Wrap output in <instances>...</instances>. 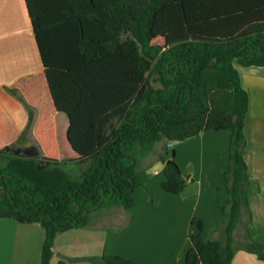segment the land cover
Masks as SVG:
<instances>
[{
    "label": "trees",
    "instance_id": "obj_1",
    "mask_svg": "<svg viewBox=\"0 0 264 264\" xmlns=\"http://www.w3.org/2000/svg\"><path fill=\"white\" fill-rule=\"evenodd\" d=\"M25 1L47 93L30 81L7 88L22 93L28 123L0 142V219L43 229L40 264H51L57 235L94 227V213L113 207L131 212L141 186L138 161L158 142L167 141L161 188L183 192L194 179L182 174L168 142L208 130L231 133L224 172L229 200L212 240H203L204 225L193 219L197 232L184 264H232L241 250L264 261V244L250 232L244 157L249 95L237 67L264 66V0ZM207 69L223 72L231 89L205 82ZM57 113L69 119L64 144L57 139ZM29 135L35 145L26 143ZM11 145L34 146L38 155L6 152ZM69 163L87 166L75 178L63 166ZM58 264L75 263L62 258ZM98 264L137 263L103 254Z\"/></svg>",
    "mask_w": 264,
    "mask_h": 264
},
{
    "label": "crops",
    "instance_id": "obj_2",
    "mask_svg": "<svg viewBox=\"0 0 264 264\" xmlns=\"http://www.w3.org/2000/svg\"><path fill=\"white\" fill-rule=\"evenodd\" d=\"M237 67L242 86L249 95L244 157L251 180L250 232L255 241L264 244V66ZM203 80L214 83L218 89H231L221 71L207 69ZM28 81L36 82L42 94L47 93L45 68L26 1L0 0V142L27 126L28 110L19 99L22 93L18 91L15 96L7 88L21 89ZM38 114L35 110V120ZM55 122L56 134L63 130V143H67L68 117L57 113ZM230 139L228 130H208L194 139L198 143H174L182 174L194 179L178 195L162 190L164 175L157 165L163 162L151 150L137 164L141 186L134 192L135 205L131 212L124 210L128 222L122 226L113 220L108 224L99 221L91 223L94 227L60 233L55 238L51 264H58L62 258L75 264H98L103 254L124 256L137 264H184L190 238L197 232L193 219L202 221L204 241L212 240L225 221L221 207L229 200L224 172ZM83 165L87 166L69 163L66 170ZM147 191L158 200V206L149 201ZM44 240L45 233L38 224L0 219V264H40ZM232 264H264V261L241 250L235 254Z\"/></svg>",
    "mask_w": 264,
    "mask_h": 264
},
{
    "label": "rangeland",
    "instance_id": "obj_3",
    "mask_svg": "<svg viewBox=\"0 0 264 264\" xmlns=\"http://www.w3.org/2000/svg\"><path fill=\"white\" fill-rule=\"evenodd\" d=\"M155 86H158V84H155ZM22 102V101H21ZM23 103V102H22ZM30 136V139L32 138L33 140H30L31 141V144L34 143V137L32 135H29ZM198 137V136H197ZM65 138V132L63 130H60L58 133H57V139L59 141L60 144H64V139ZM194 139H196V137H193L191 139H188L186 141H183V142H179V143H198L197 141L198 140H195L196 142H193ZM166 143L167 141H161V142H158L154 148L152 149L154 152L158 153L159 155L163 154L164 153V150H165V147H166ZM173 146L171 147L172 149H175V145L173 143H171ZM174 147V148H173ZM171 151V149H170ZM152 152V153H154ZM170 153V152H169ZM153 155V154H152ZM1 164V163H0ZM2 165V164H1ZM69 164H67L66 166H64L65 169H69L67 168ZM86 165H83V166H76L72 169V171H69L71 176L75 177V178H78L80 173H81V170L82 168H84ZM181 194V193H180ZM148 195V194H147ZM173 195V194H172ZM154 197V196H153ZM158 201V200H157ZM128 219L129 217L127 216V214L125 213L124 209H122L121 207H113L112 209H108V210H102L100 212H96L94 214V216H91V223L93 224L94 222L95 223H99V221H103L104 223H109L111 222V220L119 223V224H122L125 225L127 222H128ZM244 222H246V217L243 219ZM237 235L241 237L244 236V230L241 227H239L238 229V232H237Z\"/></svg>",
    "mask_w": 264,
    "mask_h": 264
},
{
    "label": "water",
    "instance_id": "obj_4",
    "mask_svg": "<svg viewBox=\"0 0 264 264\" xmlns=\"http://www.w3.org/2000/svg\"><path fill=\"white\" fill-rule=\"evenodd\" d=\"M6 152L13 153L15 155H28V156L38 155V150L34 146L25 147L22 145H11L6 148Z\"/></svg>",
    "mask_w": 264,
    "mask_h": 264
},
{
    "label": "clouds",
    "instance_id": "obj_5",
    "mask_svg": "<svg viewBox=\"0 0 264 264\" xmlns=\"http://www.w3.org/2000/svg\"><path fill=\"white\" fill-rule=\"evenodd\" d=\"M168 146L172 147L173 145L171 144V142H168ZM165 166L166 165L163 163H158V165H157V167L159 168L160 171H162ZM156 174H158V173H156Z\"/></svg>",
    "mask_w": 264,
    "mask_h": 264
}]
</instances>
